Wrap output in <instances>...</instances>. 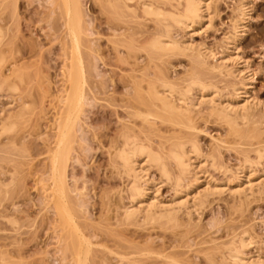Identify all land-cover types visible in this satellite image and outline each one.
I'll use <instances>...</instances> for the list:
<instances>
[{
	"label": "rangeland",
	"instance_id": "374dc122",
	"mask_svg": "<svg viewBox=\"0 0 264 264\" xmlns=\"http://www.w3.org/2000/svg\"><path fill=\"white\" fill-rule=\"evenodd\" d=\"M2 1L1 3H6L8 1H10V3L12 2V4L6 6L7 8L11 5L16 6L15 11L12 10L15 12L14 15L12 13L13 16H8L10 13H6V8L4 11L2 9L3 13L0 15L1 20L2 18H5L6 15L11 17L10 20H12L9 23V31H12L13 34L10 33L9 35L11 36V39L16 37V41L14 42L15 39H13L12 41L14 43H10L12 44V47L14 46L13 44H15V48H11L12 50L9 48V53L20 47L18 50H21V53L19 52L20 54H17V57L20 56L21 62L26 66L28 65L29 70L31 71L30 75L34 76L35 80H33L32 77V85L29 84L30 88H32V98L34 97V101L32 103L33 107H31V110L27 113V115L29 114V117L26 116L28 117V120L24 123V125L22 124L19 129V133H17L18 137H15L17 138L15 141L17 142L14 141V145L8 144L7 142L9 141L6 139V136H3V138L0 139V181H2V178L5 179L3 180L5 182L11 179L12 174L8 177V175H10L8 173H12L13 170V181H15L14 185L8 188L7 196H5L6 194H4V196L0 195V261H7L8 264H68V254H66L64 250L65 243L62 238V233L59 231V220L52 208H49L47 200L44 198V194L41 189L42 183L40 184V181H38L40 177L42 179V171L45 170L43 168L46 163L45 157L47 158L46 149H48V147L54 142V131H52L53 120L57 115L56 112H61L63 108L62 104H60V97L63 95L64 88H68L66 78L64 77L69 58L68 40L64 35V27L63 21L60 18V11L52 6L49 0ZM78 1L84 15L85 28L81 37V51L85 58L89 73V87L85 89L86 101L82 112L79 115L75 133L72 135L71 139V155L66 169V188L68 198L71 203L75 205V209L79 214L77 222L79 221L78 223L79 225H82V228L83 226L86 227L84 230L88 229L89 231H93L94 237V232H96L95 230L98 231L99 228L97 221L102 219V213L103 219L107 220L108 218L107 222L110 220L109 222L114 224V220L117 222V217H120L121 213L119 212L123 209L121 208L123 203L125 204L124 207L129 204L128 198L125 199L124 196L126 195L127 197L126 193L123 192V196H120L122 193L121 191L124 189L126 190V178L124 179L123 177H119L117 171L112 168L109 159L110 154L108 152L112 150L110 149L111 142L115 141L114 139H116L117 135H119L122 126L129 125V123L132 122V119L128 117L129 110L125 108L126 104H128L126 103L128 102L126 92L130 90L128 87L125 88L128 84V75H126V73L128 72L127 74H131V70L129 71V69H133V64H137L138 67L143 68V66L147 65V63L146 57L142 51L137 50L135 53L136 57L134 58L133 56H135V54L130 56L136 60L133 61L130 57V59H128L125 56V50L123 48L118 47V49L115 50L112 44L114 39V23L112 22L115 21L112 20V22H110L108 16L102 13L98 4H95L94 0ZM156 1L164 3V0H155V2ZM211 1L212 19L209 29H203L204 32L197 30L198 33L196 32L194 36H191L190 33L188 34L179 28H172L171 34L176 40H188L190 38L189 40L192 43H197L196 45L200 47L202 46V49L206 48V50H211L212 53L214 52L213 54L216 53V58L218 59V57L221 56V51H224L225 49V38L230 36L233 32V26L231 25H233L235 18L238 19V16H240L238 9L240 0ZM248 6L250 9L248 13L249 20L243 34H241L238 42L236 43L235 54L240 58V62H246L244 64H247L246 66H248V78L246 79V82L249 83L248 85L250 87L248 95H250V99L253 103L257 102L258 104L256 106L257 108L255 107L256 109L254 108L253 110V117L251 118L252 121L250 119L251 122L249 124V128L251 127L253 131L255 130L254 134L250 133L252 137H243V139L239 136L236 137L235 135L230 134L228 130L229 128H227L223 122L215 120V117L209 116L206 109H201L200 112H193L192 114V120H194L193 126L196 130L189 132L182 130V134L188 132L189 134L194 135L200 149L206 155L211 152V149H217L216 152L218 153H216V155L218 157L215 156L216 159L218 158L216 161L218 163L217 166H220V163L222 166L230 169V172L234 171V174L236 172L235 168L239 166L241 167L242 164H245L243 163L244 159H250L249 161L253 160L256 163V149L264 148V127H262L264 126V122L261 121L264 114V0H249ZM9 10L10 8H8V11ZM2 11H0V13ZM7 16L6 18L9 19ZM3 21H0L4 24L1 25L5 26L6 24L8 26V23L6 22L9 20L6 21V19H3ZM115 24H117V22H115ZM147 25L150 27V30L153 31V26L151 24ZM129 26L135 27L133 23H129ZM121 32L122 31H118L115 33L120 34ZM5 53L7 54V50ZM130 66L133 67L130 68ZM148 68L149 71H151L150 73L153 74H158L159 71H163L171 82L179 84L180 87L183 86L182 81L183 79H186V74L189 76L188 73H191L193 70L191 60L186 56L184 57V55H171L164 57L160 61L149 64ZM125 76H127L126 81L124 79ZM122 77H124L123 80ZM231 77L232 76H220L218 73L216 74L214 72L213 74L209 73L203 75V80L205 83L207 82L206 84L215 85L217 92L216 96L219 97H216V100L220 101V98L223 100L224 97L233 98L234 94L231 86L233 84L237 85L238 82L240 83L242 80V76L237 78ZM151 78H153L152 75ZM248 79L249 82L247 81ZM217 90H219V92ZM218 93L219 95H217ZM0 95V111H5L0 116L3 118L2 116L15 109L14 105L17 103L10 105L8 103L9 100H7L8 97L5 96L4 93H1ZM193 95L195 94L193 93ZM232 104H234V102H232ZM12 107L13 109H11ZM167 128V125H161L157 122L156 126H154L151 130H148L150 131L148 137L154 145L164 142L166 139L179 136L178 130H176L175 133L172 132L173 130L168 132ZM13 136L10 135V137ZM139 137H141V139L145 138L142 134H140ZM109 140H111L110 143ZM244 155L249 157L244 158ZM263 161L261 165L252 164L250 166L252 172L254 173L252 176L255 178L256 183L258 182L257 180L259 177H264ZM206 165L207 164H205V170H208L207 172L210 177L213 181L218 182V184H220L221 181H223L221 183L223 184L226 179H233H230L229 174L231 173L223 174V172H220L221 170L218 172V169H209V164L207 166ZM245 165L248 167L247 164ZM4 172H7L6 175L8 178ZM148 172L149 176L156 182L160 181L161 185L158 193L159 199L161 198L160 200L162 201L166 200V202L167 200L169 201V198H171L174 194V188L171 187L173 185L168 182H164L161 177H158V171L153 167L150 168ZM231 176H233V173ZM188 179L191 180L190 177ZM189 180H187L185 184H187ZM210 186H212V184H210ZM263 194H260L259 196L254 194L247 199H239L235 196L232 197L231 194H227L226 192L222 195L220 194L219 196H209L207 200H205V204L201 207V211L199 210L200 213H192V216L186 215L185 212L184 214L182 212L179 214L178 218L180 220L181 218L182 220H185L181 222L187 223L185 225L187 228L190 226L187 232L184 231L187 230L184 226L185 228L183 231L186 234H184V232H182V234L180 233V230L183 229L182 226H180L182 227L180 229L176 227L172 230L173 232L169 230L172 228L167 227H160L161 229L167 228V230H160L157 225L156 227L159 229H156L154 227L155 225L153 226L154 229H149L152 226L148 228V225L139 226L140 224H138L135 225L136 227L133 225H127L128 227L126 226V231L125 226H121L123 231H125L124 234H122L123 232L121 231L122 235H120L122 237L116 234L121 230V227L119 225L117 227L116 223L114 224L115 226L113 224L110 225L109 223L110 226H106L109 230L108 228H105V230L110 231L109 233H111V228L113 232L116 230L115 228H117L118 230L117 232L115 231L114 234L115 236L120 237L121 240H125V237L123 236L126 235V238L130 237L128 239L140 241L139 248H144L152 242L151 245H154V248H152L153 251H155L159 246V250L164 248V252L167 251V253H170L169 251L173 249L174 251H172L174 252V255L177 254L178 249L181 251L183 245L186 247L187 245L185 246V244H189L188 246L190 250L187 248L188 251L185 252V255L183 254L182 258L189 253V256L191 255V261L193 258L192 254H194L193 249L196 250L195 248H199L200 250H198L201 252V249L205 248V251L200 253L202 254L201 257H198L199 252L196 253L198 256L195 254L198 258L194 255L193 262L195 263L196 261H200L196 264H204L205 260L202 258L204 257L205 252H207L206 250L212 246L208 245L211 241L209 239L212 238L219 245V240L224 241L225 239L226 242L228 240L230 243L229 237L232 235L235 237L237 234V236H239L240 234L242 235L247 233V235L249 234L248 236L250 239L252 238V243L247 249H245V252L249 254V256H258L263 259ZM118 196H120V199L123 198L121 200L122 203L119 201L122 206L118 202L119 206H121L120 208L117 205V199L119 200ZM107 198L113 201L111 203L113 205H115L114 203L116 202L117 206H113V208H111V205L108 203L111 201ZM106 200H108V202ZM104 201L108 204L106 203L107 205H104ZM102 205H104L102 207V209H105L103 210L104 212H101ZM107 209H109L112 215L111 213L109 214L108 211L105 212ZM112 209H118L119 212L114 210L112 211ZM114 212L119 214H113ZM104 215L106 216L104 217ZM110 215L112 217H110ZM184 215H186L189 219ZM111 218L114 219V222H111ZM192 223L194 227H192ZM103 225L104 224H101V226ZM104 227L99 228V233L103 231L107 235L108 232L102 230ZM141 227H146V230ZM88 230L83 233L87 234L86 236L91 233L90 235L92 236V232H88ZM228 230L233 231L232 234L229 233ZM109 233L108 236H110V238L108 236L104 237V233H101L104 241L100 238L94 237V239H92L90 235L88 236V238L91 237L93 244L94 241L97 242L94 244L95 246L99 244V247L98 245L96 246L98 249L96 247L94 248V251H98V254L100 253L99 248L104 250V248L100 246L102 242H104L105 245L111 243V241H107L108 238L110 240L112 238V241L115 240L116 242H119V244L123 243V241H117L118 237H111V235H114L113 233L110 235ZM177 233L179 237L183 236L181 241L177 240ZM136 235L137 238L139 237L138 239L136 238ZM213 236L216 239H214ZM96 237H100V235L97 234ZM133 237H135V240ZM175 237H177V239H174ZM105 238H107V240ZM232 238L233 237H231V240ZM176 240L179 242L177 243ZM203 240L208 241V244H206V241L203 242L204 244L200 245L197 243H202ZM213 240L211 241V244L215 243ZM99 241H101V243H99ZM126 241L128 240L126 239ZM126 241L124 243L127 244L128 242ZM130 243L128 245H131ZM134 243L135 242H133V244ZM144 243H146V246ZM112 244L114 243L112 242L111 245ZM117 244L118 243L112 247L113 250H117ZM172 244H175V249L179 248L175 251L174 245ZM227 244L228 243H226V245ZM134 246L138 248L137 245L134 244ZM220 246L223 248L225 244H221ZM169 247L171 249H169ZM109 248L111 249L110 246ZM165 248H168L169 250H166ZM127 250L129 249H126V251ZM159 250L158 252H161V250ZM183 250H186V248H183ZM94 251L93 254L96 256L97 253L95 254ZM102 253H105V250L104 252L102 251L101 254ZM108 255L106 257H108ZM178 255L181 254H177V256ZM101 256L97 255V258ZM112 256L110 255L108 258L111 257L114 259ZM111 258L110 260L112 261ZM190 258L188 259L186 257L188 260H190ZM216 260L218 262L220 261L219 258ZM114 263L115 260L112 264ZM207 264L210 263L207 262Z\"/></svg>",
	"mask_w": 264,
	"mask_h": 264
},
{
	"label": "bare ground",
	"instance_id": "6f19581e",
	"mask_svg": "<svg viewBox=\"0 0 264 264\" xmlns=\"http://www.w3.org/2000/svg\"><path fill=\"white\" fill-rule=\"evenodd\" d=\"M1 1L2 0H0V3ZM49 1L52 6L60 11V18L63 21L64 35L69 44L68 64L66 65V71L64 73L68 88H64L63 95L60 97V104H62L63 108H61L63 111L61 110L59 113L56 112L57 115L53 120L52 131H54V142L48 147V149H46L47 158L45 157L46 163L43 168L45 170L42 171V179L40 177L41 180L39 179L38 181H40V184L42 183L41 189L43 191L44 198L47 200L49 208H52L59 220V231L62 233V238L65 243L64 250L65 253L68 254V264H112L114 260V264H193L194 255L198 253L200 249H193L194 254H192V261L189 253H186L187 255L184 256L183 258L185 259H183L182 256L183 254L185 255L186 251H188L187 248L189 249V244H185V246L187 245L186 247L179 244L182 246L181 251L183 248H186V250H183L182 252L178 249L179 247L175 249V244H172L174 245L175 251L178 249L177 254H181L178 255V257L177 254H173L174 250L170 247L169 249H171V251L173 250L172 252L169 251L170 253H167L166 251L168 248H165L166 252H164V248L162 247L161 248L164 253L162 252V249H160L161 252H158V248H160L159 246L156 250L154 249L156 251L155 252L152 249L154 248V245H151L152 242L150 245L148 244L149 246H146L147 242L143 240L146 242L144 243L146 247L139 248L140 241L128 239L130 237L126 238V235L123 236L125 237V240H121L120 237H122L121 235L127 230V225H133L136 227L135 225L138 224H140L139 226L148 225V228L152 226L149 229H154V227L156 229H159L160 227L172 228L169 229L171 232H173L172 230L176 227L179 229L183 227V229L180 230V233L182 234L184 231L187 232L190 226L188 225L189 227L187 228L185 226L187 223L181 222L185 220H182V218L180 220L178 218L179 214L181 212L183 214L185 212L188 216H192V213L194 214L195 212L198 214L197 212H199L203 204H205V200H207L209 196H219L220 194L222 195L226 192L227 194H231L232 197L235 196L239 199H247L254 194L259 196L264 193V177H259L257 180L258 182L256 183L255 178L252 176L254 173L250 167L252 164L261 165L264 160V148L256 149V163L253 160H251L253 161L251 162L249 161L250 159H244L243 163L247 164L248 167H246L245 164H242L241 167L239 166L235 168L236 172L234 174V171L230 172V169L222 166L220 163V166H217V149H211V152L206 155L200 149L194 135L188 133L189 131L196 130L193 126V112H200L201 109H206L209 116L215 117V120L223 122L224 125L229 128L228 130L230 134L235 135L236 137L239 136L241 139H243V137H252L251 134H254L255 130L253 131L251 127L249 128V124L252 121L251 118L253 117V110L258 104L257 102L253 103L250 99V95H248L250 88L248 85L249 83L246 82L249 71L248 66H246L247 64H244L246 62H240V58L235 54L236 43L238 42L241 34H243L249 20V0H240L238 7L240 16H238V19L235 18L233 25H231L233 26V32L230 36L225 38V49L224 51H221V56L218 57V59L216 58V53L213 54L214 52L212 53L211 50H206V48L202 49V46L200 47L196 45L197 43H192L189 40L190 38L188 40H176L171 34L172 28H179L188 34L190 33L191 36H194L197 30L202 32L203 29H209L212 19L211 0H164V3H159V1L155 2V0H94L95 4H98L102 13L108 16L110 22H112V20L117 22V24L112 22L114 23V39L112 41L113 48L115 50H117L118 47L123 48L125 50V56L128 59H130V56H133L137 50L142 51L146 57L147 63V65L143 66V68L138 67L137 64H133L135 68L132 66L133 69H129V71L131 70V74L129 75L127 74L128 72L126 73V75H128V84L125 88L128 87L130 90L127 89L128 91L126 92L128 102H126V100L125 102L128 104H126L125 108L129 110L128 117L132 119V122H130L129 125L122 126L119 135H117V138L115 137L116 139H114L115 141L111 142L110 149L112 150L108 152L110 154L109 159L112 168L117 171L119 177H123L124 179L126 178L125 180L127 181V185L125 186L126 190H120L122 192L121 195L118 193L120 196H123L122 194L124 193L127 194V197L124 195L125 199L128 198L129 200V204L127 203V206L124 207V203L122 206L121 200L123 198L120 199V196H118L119 200L117 199V203L120 201L121 203H119L122 207L116 202L114 203L115 205L111 204L113 201L109 198L107 199L111 202L106 200L111 205V208L117 205L119 208H123L122 211L120 210L121 212H119L118 209L114 210L117 207L112 209V211L114 210L121 214L119 218L117 217V222L113 218H111V222L115 221L117 227L118 225L120 227L125 226V231H123L122 227L119 232H117V228H115L116 230H114V232L111 228V233H109L110 231L105 230V228H108L106 226L109 225L110 220L107 222V217V220L103 219V213L101 215L103 220H99L100 223L97 221L99 228L105 226L102 230L108 232L109 235L112 233L114 234L116 231V234L119 236L123 232L120 237L115 236V234L111 235V237H118L117 241L120 240L123 241V243L127 239L128 241L126 242L128 243L119 244V242L114 240L116 238L113 239L115 241L114 242L112 241V238L111 240L109 239L110 236H108V233L107 235L103 231L99 233L98 228V231L95 230L98 233H94L96 236L97 234L100 235V237H96L94 235L95 238H100L104 241L102 237V234L104 233V237H109L108 240L107 238L105 239L114 243L112 245L111 243H108L109 245H105L104 242H102L104 245L100 244V246L105 250L106 255L105 253H102L105 256L101 254L102 251L104 252L102 248H99V254L98 251H94V248L97 245L99 247V244L95 246L94 244L97 243L95 241L93 244V231H89L88 229L84 230L86 227L83 226L82 228V225H79L78 223L79 221L77 222L79 214L75 209V205L69 200L66 188V169L71 155V139L72 135L75 133L79 115L81 114L86 101L85 89L89 87V73L85 58L81 51V37L85 28L84 15L78 0ZM8 2H6L7 4L3 2L5 5L3 3L0 4V11H2V9L4 11L6 8V13H10H8V16H13L15 14L14 11L16 6L11 5L8 7L11 11H8L6 6L12 4V2ZM6 16L5 18H2V20L0 19V21H3V19H6V21L9 20L6 22L9 27L6 24L5 26H2L4 24L0 22V94L4 93L5 96L8 97L7 100H9L8 103L10 105L17 104L14 105V110L9 111L6 115L2 116L3 118L0 117V139L3 138V136H6V139L9 141L7 143L14 145V141L17 140L15 137H18L17 133H19V129L22 124L24 125V123L28 120L29 114L27 115V113L31 110L30 108L33 107L32 103L34 101V97L32 98V88H30V85H32V77L33 80L35 79L34 76L30 75L31 71L29 70L28 65L26 66L21 62L20 56L17 57V54L21 53V50H18L20 47L9 53V48H15V44H13V48L10 43H14L16 41V37L11 39V36L9 35L10 33L13 34L12 31H9V23L12 20H10L11 17L7 16L9 18L7 19ZM129 23H133L135 27H130ZM146 23L153 26V31L150 30V27H148ZM118 31L122 32L120 34H116L115 32ZM13 39H15L14 42L12 41ZM6 50L8 55L5 53ZM171 55H184V57L186 56L191 60L193 70L191 69L192 72L188 73L189 76L186 74V79H183L182 81V87H180L179 84L171 82L163 71H159L158 74H153L149 71V64H153L156 61H160L162 58ZM134 57H136V54L133 58ZM134 60L135 59H133V61ZM132 67L130 66V68ZM214 72L224 77L232 76L233 78H237L242 76V80L244 79L243 81L241 80L240 83L237 81V85L233 84L231 86L234 94L233 98L223 96L226 99L223 98L222 100L220 98V101L216 100V97H219L216 96L217 92L215 85L206 84L207 82L205 83L203 80V75L209 73L213 74ZM151 75L153 78H151ZM126 77L127 76H125V78L122 77V80L124 78L126 81ZM249 79L247 80L248 82ZM217 91L219 92V90ZM193 93L195 95H193ZM217 95H219V93ZM232 102H234V104H232ZM11 109H13V107ZM4 112L5 111L1 110L0 116ZM261 121L264 122V114ZM157 122L161 125H167L168 132L173 130L172 132L175 133L176 130H178L179 136L181 137L178 136L166 139L164 142L154 145L148 137L150 132L148 130H151L154 126H156ZM182 130L188 131V134H182ZM140 134H142L145 138L141 139V137H139ZM10 135L14 136L10 137ZM110 141L111 140H109V143ZM244 156V158L249 157L247 155ZM205 164H209V169H218V172L221 170L220 172H223V174L231 173L229 174L230 179H233H226L223 184H221L223 181L218 184V182L213 181L210 177L207 172L208 170H205ZM152 167L158 171V177H161L164 182H168L173 185L171 187L174 188H172L174 194L171 198H169V201L167 200V202L166 200H160L161 198L159 199L158 193L160 191V181L158 180L159 182H156L149 176L148 171ZM13 172L8 173L10 174L8 177L12 174L13 177L11 176V179L5 182L3 181L5 179L2 178V181H0L1 196H4V194L7 196L8 188L14 185L15 181H13ZM6 173L4 172L5 175ZM232 173L233 176H231ZM189 177L191 180L188 179ZM187 180H189V182L185 184ZM210 184H212V186H210ZM106 201H104V205L108 204ZM104 205L101 206V209ZM103 210L105 209L103 208L101 212H104ZM107 211L109 214L111 213L109 209L105 212ZM115 213L116 212L113 214ZM111 215L110 217H112ZM105 216L106 215H104V217ZM180 223L184 224L181 225ZM101 224L104 225L101 226ZM112 224L110 223V225ZM156 225L157 227L159 226V228H157ZM184 226L187 230H184ZM192 227H194V225ZM141 228L143 229L144 227ZM161 228L160 230H167V228ZM144 229L146 230V227ZM86 230H88V232H92V236L90 235L91 233H88L92 239L91 237L88 238L89 235L86 236L87 234L83 233L86 232ZM185 232L184 234H186ZM232 232L233 231H229L231 234ZM237 235L235 237L232 235V240L228 235L230 243L227 239V242L225 239V242L219 240V245L211 237V239L208 238L211 241L213 240L215 242L213 243L218 246L211 244V241L210 244H208L206 239V244L214 247L210 246V248L208 247L209 251L206 250L207 252H205L204 257L202 258L205 260H203L204 264H207V262L210 264H264V258L261 259L258 256L253 255L249 256V254L245 252V249H247L252 243V238L250 239L248 236L249 234H240L241 236ZM182 237L178 236V239L177 237L174 239L181 241L183 239ZM133 239L135 240V237H133ZM214 239L216 238L214 237ZM205 241L203 240L202 243H197L200 245L204 244L203 242ZM221 241L225 244L223 248L220 246L221 244L224 245ZM133 242H135L134 244L137 245L138 248L134 246ZM99 243H101V241H99ZM116 243L120 246L117 244V250H113L112 247H114ZM129 243L131 245H128ZM226 243L228 244L226 245ZM121 245H123L124 248ZM126 249L129 250L126 251ZM204 249L205 248L201 249L202 253L205 251ZM92 250L95 254L97 253L96 256L93 254ZM201 252H199V256L198 254L196 255L201 257ZM97 255L102 256L97 258ZM107 255L108 257L113 255L112 257L114 259L110 257L112 259L111 261L110 258L106 257ZM196 255L195 257H197ZM186 257L188 259L190 258V260L186 259ZM217 258H219V262L216 260ZM197 262L200 261H196L194 264ZM0 264L8 263L7 261L5 262L1 260Z\"/></svg>",
	"mask_w": 264,
	"mask_h": 264
}]
</instances>
